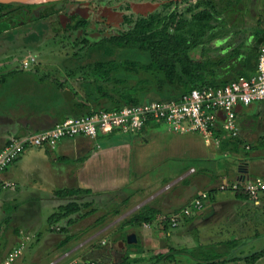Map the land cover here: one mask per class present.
I'll return each mask as SVG.
<instances>
[{"label":"rangeland","instance_id":"1","mask_svg":"<svg viewBox=\"0 0 264 264\" xmlns=\"http://www.w3.org/2000/svg\"><path fill=\"white\" fill-rule=\"evenodd\" d=\"M75 1L80 4L75 6L71 0H66V3L60 1L57 5L64 3L60 13L19 25L0 34V77L16 71L26 74L23 73L24 71L30 79L46 76L51 80H67L81 90L80 82L85 80L87 75L77 69L78 65L102 57L101 52H91L84 47L81 42L83 38H88L89 42L93 43L101 37L117 35L120 29L125 31L134 24L136 19H149L156 15L159 20H163L172 10L177 14L176 18L188 21V25L182 31L184 35L192 39L195 35L201 34L189 56L194 60L208 61L209 69L215 72L217 81L231 79L236 71L243 69L242 57L238 55V51H249L256 44L260 49L264 44V0ZM203 9L209 11L214 18L203 21L193 19L194 13ZM74 14L88 19V25L73 30L72 28L76 25L73 22ZM127 20L129 21L126 22ZM69 23L71 27L66 29ZM84 28L86 30L82 31ZM84 55L87 57L82 60ZM27 88L28 86L25 87ZM179 93L180 88L171 85L166 88L164 95L171 97ZM100 104L110 105L104 98ZM248 109L252 113L250 119L256 135L252 139H244V144L240 146L241 148L245 145V149H242L244 153H233L231 150L232 153L222 155L223 157L218 159L221 168L236 165L234 168L236 171L241 161L251 160L246 155L261 147L264 148V142H257L256 139L261 135L264 139V103H252ZM19 112L21 111H17L19 116H25V113ZM244 123L246 124V121ZM159 126L158 131L169 133V127L166 124L161 123ZM196 134L207 145L202 135ZM133 135H124L123 138L127 137L131 143L134 139ZM197 135H195L196 138H198ZM240 135L237 138H240ZM157 145L158 143L154 144V150H157ZM215 146L218 147L220 144L205 146L207 151L211 152L212 158H209V161L205 162L188 154L184 155L182 161H178L179 166H187L186 170L193 166V172L175 186L172 185L176 178L171 179L173 184L169 187L172 186V189L157 200V203L164 202L165 199L171 202L169 207L159 205L160 208L165 209H160L163 211L159 216L160 219L161 216L179 212L200 193L215 192V187L220 190L223 183L231 182L228 180L224 182V180L215 186V178H217L215 154L218 153ZM30 150L36 151L34 147H27L16 161ZM200 151L203 150L200 149ZM254 158L256 157L252 159ZM12 166L13 163L9 165V168ZM162 168L166 172L171 167L166 164ZM145 179L149 181L150 177L147 176ZM234 193L235 191L231 188L214 193L208 198L202 210L190 215L189 218H183L177 227H171L166 222L168 226L166 229H163L165 224H158L157 220L152 225L121 227L123 220L138 214L144 207H133L130 203L124 202L105 207L102 211L90 216L83 214V210L76 213L74 220L70 222L64 219L63 222L51 223L48 226L46 222L42 224L40 222L34 230L46 233L39 238L41 254L37 257L34 253L38 251L37 244L33 248L31 245L25 246L23 253L18 257L17 264H50V262L54 264H122L127 260H130L131 264H196L193 259L189 260L187 253H180L177 255V261L171 263H153L143 259L135 261L138 257L165 253L170 247L187 250L213 248L227 253L226 258L230 260L225 264H248L245 260H236L235 257H244L264 248V210L260 211L257 206L254 207L249 198L244 200L234 198ZM52 212L44 211L45 221ZM130 233L135 234L136 242L128 241ZM0 234L2 235L0 239L5 244L6 234ZM227 241H234V246L219 243ZM107 251L109 253H106ZM35 256L42 261L35 263ZM253 264H264V255Z\"/></svg>","mask_w":264,"mask_h":264},{"label":"crops","instance_id":"2","mask_svg":"<svg viewBox=\"0 0 264 264\" xmlns=\"http://www.w3.org/2000/svg\"><path fill=\"white\" fill-rule=\"evenodd\" d=\"M250 114L248 106L241 105L237 108L240 139L243 137V142L256 135ZM55 123L56 117L48 113L29 112L25 116L18 114L13 117L0 112V149L12 136L47 130ZM160 124L151 122L141 131L132 133L134 139L131 143L127 137L123 138L128 134L119 131L100 134L96 139L84 136L61 139L54 148L46 145L34 147L36 151H27L11 168L8 167L4 176L13 181L15 187L3 190L0 194V233L7 237L5 244L0 239V260L15 246H21L23 253L25 246L31 245L33 248L36 244L38 251L34 253L39 257V238L46 233L34 229H37L40 222H46L48 226L63 222L64 219L74 220L76 213L59 221H49L61 206L70 202L90 203L89 208L96 209L95 213L122 202L138 208L148 204L158 211L165 210L159 205L169 207L171 202L168 199L161 203H157V200L193 172V166L186 170L187 166H179L178 161H182L187 154L205 162L212 157L206 148L209 145H205L196 133L180 134L170 129L168 134L161 133L158 131ZM256 139L257 142H264L263 135ZM157 143V150H154V144ZM214 148L218 151L215 154V186L224 180L231 181L232 184L246 179L264 178L263 147L246 155L251 160L241 161L236 171V165L221 168L218 160L232 151L221 145ZM242 152L243 150L240 153ZM253 157L256 158L252 159ZM166 164L171 168L165 172L162 167ZM147 176L150 177L149 181L145 179ZM173 177L176 178L174 184L171 182ZM171 184L173 185L169 187ZM217 189L215 187V194L220 191ZM61 190L79 192L58 195ZM233 197L237 198L234 194ZM252 203L260 211L264 210V193L258 200H252ZM45 210L53 211L48 215L47 221L43 217ZM161 210L159 216L163 213ZM29 229L31 230L28 232ZM36 256L35 263L41 262L42 259L38 260ZM18 257L13 264L18 263Z\"/></svg>","mask_w":264,"mask_h":264},{"label":"trees","instance_id":"3","mask_svg":"<svg viewBox=\"0 0 264 264\" xmlns=\"http://www.w3.org/2000/svg\"><path fill=\"white\" fill-rule=\"evenodd\" d=\"M56 2L40 4L0 2V34L18 26L22 20L21 14L24 12L32 11L42 5L47 6V10L53 11L48 7ZM45 15L42 14V16ZM212 18L214 16L204 9L193 15V19L197 21ZM33 19L37 20L38 17ZM158 20L157 16L136 19L134 24L125 31L110 37H101L93 43H90L88 38H84L83 46L91 52H101L102 57L78 65L77 69L87 75V78L80 82L81 90L67 80H51L46 76H37L34 80L33 75V79H30L24 71L23 73L26 74L16 71L3 75L0 77V112L11 114L13 117L18 115L19 110L21 111L19 113H25V115L29 112L48 113L56 117L59 122L69 116H83L102 109L115 110L124 105L152 100L171 101L193 88L224 85L240 76L249 77L255 72L259 55L257 44L249 51H238V55L242 57V70L236 71L231 79L217 81L215 72L209 69L208 61L194 60L189 56L201 34L195 35L192 39L188 38L182 33L188 21L176 18L174 15L168 20L165 18ZM84 57L87 56L84 55L82 60ZM25 81L26 83H23ZM171 85L178 86L180 93L168 97L164 95V92ZM26 86H28L27 89H25ZM103 98L108 101L109 106L100 104ZM220 134H223L220 142L222 148H231L230 150L236 153L245 149V145L240 148L244 144L242 139H229L223 132ZM234 191V196L237 198H249L240 189ZM78 192L77 190H61L58 195ZM214 193L209 191L210 196ZM89 207L90 203L70 202L61 206L59 212L54 213L49 221H59L81 210H86L85 215L96 212V209ZM159 214L158 210L150 206L143 207L138 214L123 220L121 227L141 226L146 223L152 225L157 220L158 224H165L163 229H166L168 227L166 222L169 223L166 219L158 220ZM219 243H225V246L228 243L232 247L235 244L234 241ZM180 253H187L189 260L193 259L196 264H225L230 260L226 258L225 251L213 248L187 250L170 247L165 253L138 257L135 261L143 259L153 263H171L177 261V255ZM263 255L264 248L250 255L235 258L253 264ZM122 264H131V261L127 260Z\"/></svg>","mask_w":264,"mask_h":264},{"label":"built area","instance_id":"4","mask_svg":"<svg viewBox=\"0 0 264 264\" xmlns=\"http://www.w3.org/2000/svg\"><path fill=\"white\" fill-rule=\"evenodd\" d=\"M255 102L264 103V44L259 49L256 70L249 77L240 76L219 86L193 88L171 101L152 100L124 105L115 110L102 109L83 116H69L55 123L50 129L10 137L0 149V194L3 190L15 187V183L6 179L4 174L27 147L46 145L54 148L61 139L76 136L96 139L100 134H111L115 131L124 134L137 133L151 122L164 123L170 130L180 134L200 133L208 145L220 144L223 135L221 132L229 139L239 137L237 108ZM229 188L240 189L251 200L256 201L264 193V178L223 183L220 186V190ZM209 197V192H202L179 212L161 216V219H166L171 227H176L181 219L202 210ZM161 219L159 217L158 220ZM21 251V246L13 247L0 260V264H13Z\"/></svg>","mask_w":264,"mask_h":264},{"label":"flooded vegetation","instance_id":"5","mask_svg":"<svg viewBox=\"0 0 264 264\" xmlns=\"http://www.w3.org/2000/svg\"><path fill=\"white\" fill-rule=\"evenodd\" d=\"M66 0H64V1H62V2H64V3H66L65 2ZM72 1V4H74L75 6L76 5H78V4H80L79 2H77V1H75V0H71ZM59 2L60 1H57L56 3H53L54 5H52V6H49L48 8H51V10H53V11H50V10H47V6H44V5H42V6H39V7H36L35 9H32V11H26V12H24L23 14H21V18H22V20H21V22L19 23V25H24V24H27V23H30V22H33L35 19H33L34 17H38V19H41V18H44L45 16L46 17H48V16H52V15H55L57 12L58 13H60L62 10H63V8H62V6H63V4L61 3L60 5H57V4H59ZM92 2V1H91ZM90 2V3H91ZM167 5H169V3H167ZM62 8V9H61ZM97 9V8H96ZM46 11V12H45ZM95 12H96V10H95ZM47 13V14H46ZM57 13V14H58ZM42 14L43 15H45V16H42ZM172 15H174V16H176L177 14L175 13V11L174 10H172L169 14H168V16L167 17H165V19L166 20H168V19H170V17L172 16ZM153 16H155L156 17V15H153ZM177 17V16H176ZM181 20H186V19H181ZM73 22H74V24H76L75 25V27L74 28H72L73 30H76V28L77 27H80V26H87L88 25V23H89V20L88 19H85V18H83L82 16H80L79 14H77V15H75L74 14V17H73ZM127 22V21H126ZM18 25V26H19ZM17 27V26H16ZM69 27H71V25H70V23L67 25V28L66 29H69ZM15 28V27H14ZM13 29V28H12ZM11 30V29H10ZM86 29L84 28V29H82V31H85ZM7 31H9V30H6L5 32H7ZM119 31V33L120 32H123L124 30H122V29H120V30H118ZM81 32V31H80ZM4 33V32H3ZM71 36V35H70ZM85 39L83 38L82 40H81V42H82V45H84L83 43L85 42L84 41Z\"/></svg>","mask_w":264,"mask_h":264},{"label":"water","instance_id":"6","mask_svg":"<svg viewBox=\"0 0 264 264\" xmlns=\"http://www.w3.org/2000/svg\"><path fill=\"white\" fill-rule=\"evenodd\" d=\"M61 0H0V2H16V3H24V4H40V3H48V2H56ZM129 242H136V237L134 233H130L128 235Z\"/></svg>","mask_w":264,"mask_h":264},{"label":"clouds","instance_id":"7","mask_svg":"<svg viewBox=\"0 0 264 264\" xmlns=\"http://www.w3.org/2000/svg\"><path fill=\"white\" fill-rule=\"evenodd\" d=\"M249 148V147H248Z\"/></svg>","mask_w":264,"mask_h":264}]
</instances>
